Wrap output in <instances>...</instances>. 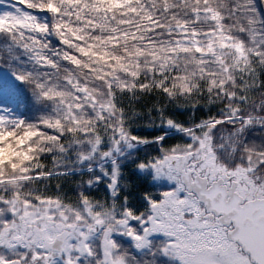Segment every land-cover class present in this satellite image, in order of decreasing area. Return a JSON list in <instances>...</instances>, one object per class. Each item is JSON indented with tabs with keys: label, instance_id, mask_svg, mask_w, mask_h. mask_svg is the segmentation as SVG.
I'll return each mask as SVG.
<instances>
[{
	"label": "snow or ice",
	"instance_id": "1",
	"mask_svg": "<svg viewBox=\"0 0 264 264\" xmlns=\"http://www.w3.org/2000/svg\"><path fill=\"white\" fill-rule=\"evenodd\" d=\"M0 264H264V0H0Z\"/></svg>",
	"mask_w": 264,
	"mask_h": 264
}]
</instances>
